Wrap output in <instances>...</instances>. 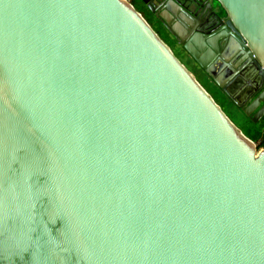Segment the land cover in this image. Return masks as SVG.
<instances>
[{
  "label": "water",
  "instance_id": "95a60500",
  "mask_svg": "<svg viewBox=\"0 0 264 264\" xmlns=\"http://www.w3.org/2000/svg\"><path fill=\"white\" fill-rule=\"evenodd\" d=\"M156 1L258 123L264 0H209L221 43ZM0 264H264V149L129 0H0Z\"/></svg>",
  "mask_w": 264,
  "mask_h": 264
},
{
  "label": "flooded vegetation",
  "instance_id": "af4514ba",
  "mask_svg": "<svg viewBox=\"0 0 264 264\" xmlns=\"http://www.w3.org/2000/svg\"><path fill=\"white\" fill-rule=\"evenodd\" d=\"M179 5L187 11L192 17L197 18L200 16V23H194L195 30L200 32V35L210 39V41L217 40L218 43L221 41L236 40V37L231 32V28L226 24L225 13L221 8L216 4V2H210L209 0H175ZM141 3L145 7L146 11L152 15V18L155 22L156 27L161 28L162 31L167 35L170 41L173 42V45H176L177 49L182 54L187 55V57L194 63V65L199 68L205 75L204 70L188 55V53L183 49V47L174 39L171 33L167 30L166 26L170 27V24H164L161 18V11L158 8V2L156 0H141ZM194 22V20L188 19V21ZM221 37L220 39H218ZM245 67L248 69L247 72L250 73V78H254V75L258 72L257 63L247 54H245ZM209 78V77H208ZM209 80L213 82L210 78ZM262 86L264 85V80H262ZM213 84H215L213 82ZM216 85V84H215ZM263 103H260L262 106ZM240 110V109H239ZM241 112V111H240ZM241 114H243L241 112ZM246 117V116H245ZM247 120H250L249 117H246ZM264 120V116L260 119L259 122Z\"/></svg>",
  "mask_w": 264,
  "mask_h": 264
},
{
  "label": "rangeland",
  "instance_id": "374dc122",
  "mask_svg": "<svg viewBox=\"0 0 264 264\" xmlns=\"http://www.w3.org/2000/svg\"><path fill=\"white\" fill-rule=\"evenodd\" d=\"M131 1V0H129ZM132 5L135 9L141 13V15L147 20L151 27L159 34L172 49L173 53L180 59V61L192 72L197 81L202 85V87L212 96L218 105H220L223 112L229 117L235 125L241 127V125H246L247 119L241 114L240 110L226 97V95L221 91V89L213 84L199 68H197L194 63L187 57V55L182 54L176 45H173V42L169 40L167 35L162 31L161 28L156 27L155 22L152 18V15L146 11L145 7L141 3V0H132ZM264 127V122L260 123ZM264 149V147L260 148Z\"/></svg>",
  "mask_w": 264,
  "mask_h": 264
},
{
  "label": "trees",
  "instance_id": "16d2710c",
  "mask_svg": "<svg viewBox=\"0 0 264 264\" xmlns=\"http://www.w3.org/2000/svg\"><path fill=\"white\" fill-rule=\"evenodd\" d=\"M130 2L132 4V0ZM261 122L254 124L247 120L246 125L238 126L249 139L258 144V148L264 147V127L261 126Z\"/></svg>",
  "mask_w": 264,
  "mask_h": 264
}]
</instances>
